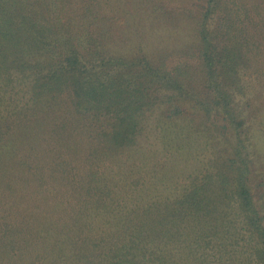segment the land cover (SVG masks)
<instances>
[{"label":"trees","instance_id":"1","mask_svg":"<svg viewBox=\"0 0 264 264\" xmlns=\"http://www.w3.org/2000/svg\"><path fill=\"white\" fill-rule=\"evenodd\" d=\"M189 1L0 0V122L52 104L72 143L23 150L71 190L31 226L0 195V264H264V0ZM159 98L208 129L144 143Z\"/></svg>","mask_w":264,"mask_h":264},{"label":"rangeland","instance_id":"2","mask_svg":"<svg viewBox=\"0 0 264 264\" xmlns=\"http://www.w3.org/2000/svg\"><path fill=\"white\" fill-rule=\"evenodd\" d=\"M193 0L189 1V4ZM119 30L116 33V37L123 39V32L126 26L125 18L119 19ZM158 94L151 93L149 98L150 101L155 100V97H160ZM162 98V97H161ZM161 98H159L157 106L154 108V115L152 113H146L149 117L146 123V129L142 136L139 138L144 143H158L161 145V131L163 135L165 133V128L167 126L171 127L172 131L177 130L179 126L175 124L183 125L184 127L193 128L195 130L208 129L207 122L200 114L194 113L189 109V106L182 108L181 119L178 121L169 122L168 110L169 107L161 104ZM166 107L167 112L163 115L164 109ZM181 109V108H180ZM141 110V109H140ZM68 112V111H67ZM55 114V108L52 104L49 107H41L33 113L32 121L24 122L21 118L13 120L18 123V125L9 126L10 120H3L0 122V129L2 135H4L3 140L0 143V195H4L6 199H11V207H5L10 214V220L12 223L17 225H33L38 224L39 217H42L44 221L41 223L47 224L52 222L51 220L45 221L47 216H51L55 209V204L53 200L47 209L38 210V204L36 200L41 195L55 196L62 192V190L69 191L71 187L66 186L62 188L59 185L60 179L55 176L46 178L40 173L42 170L48 167H55V163L47 165L45 163V158L36 156L29 153H24L25 147L29 149H37L41 142H46L48 144L49 150L57 152L62 150L64 153H71L72 143L69 141L71 139L70 125L67 120H64L63 128H58L53 123L50 118ZM69 114V113H68ZM70 115V114H69ZM178 118V117H174ZM70 120L73 123V119L70 116ZM146 120H144L145 122ZM6 133V137H5ZM88 133V132H87ZM216 133V132H215ZM212 138V143L218 144V139ZM217 135V133H216ZM63 136V137H62ZM53 137H62L65 141L56 142ZM85 138V137H84ZM167 143V137L165 138ZM198 146L204 141L208 140L206 137L195 138ZM61 145V146H60ZM67 175L64 174L63 178ZM258 179V178H256ZM252 181H255V174H252ZM257 184L261 183L260 180H256ZM70 185V181H68ZM258 192V191H257ZM257 198L260 199V208L264 216V187L259 188ZM58 211V210H57ZM15 260V259H14ZM28 260L25 261V263ZM4 264H21L19 259L17 261H7Z\"/></svg>","mask_w":264,"mask_h":264}]
</instances>
